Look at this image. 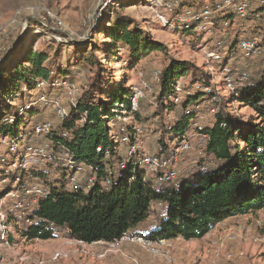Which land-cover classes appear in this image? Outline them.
<instances>
[{"label": "trees", "instance_id": "16d2710c", "mask_svg": "<svg viewBox=\"0 0 264 264\" xmlns=\"http://www.w3.org/2000/svg\"><path fill=\"white\" fill-rule=\"evenodd\" d=\"M257 24V36L264 38V19ZM47 29L53 35L66 37L59 30ZM101 33L112 43L128 48L132 55L165 51L163 44L152 42L128 18L117 17ZM109 52L107 60L112 58L110 54H114ZM91 58L93 55L89 53L82 60L92 64ZM47 60L46 53L29 50L21 63L11 70L0 62V136L16 137L28 132L23 117L30 119L37 113L34 101L20 106L10 102L21 94V85L27 90H35L36 80H53L55 70L48 68ZM94 63L98 66L96 73L101 72L99 62ZM56 71L58 78H66L60 70ZM186 76H190L198 87L193 93L186 94L180 104H173V84ZM249 80L252 87L241 86L237 95L231 96L232 102L244 104L254 112V117L242 121L229 110L226 100L218 95L206 72L190 62L170 59L159 73L158 108L160 116L166 108L175 110L176 115L173 123L162 127L163 139L159 147L165 153L171 151L173 147L164 143V137L170 140L169 144L175 145L188 133L190 120L195 116L193 107L202 98L211 100L216 109L214 120L202 131L207 138L201 161L207 167L206 173H199L201 162L198 160L190 176L178 178L180 187L177 190L172 184L153 183L142 177L120 180L107 189L97 182L88 192L56 188L47 199L27 203L20 219L4 207L8 218L18 226L17 235L26 241H48L63 231L68 237L85 244L110 243L125 233L145 232L144 223L154 217L150 228L153 240L181 238L190 241L203 238L227 218L264 209V75L261 73L257 80L251 77ZM101 94V84L95 78L90 88L71 105L66 118L58 120L56 128L52 125V138H58L59 131L67 132L66 148L78 161L97 168L98 179L104 176L106 168L114 170L125 160L117 152L119 144L111 139L109 124L116 118L112 112L115 104L127 105L130 97V92L123 87L107 92L104 99L99 97ZM26 105L30 106L29 109L20 113ZM187 109H192L190 115H184ZM133 117L141 121L137 113H133ZM9 118L13 121L6 123ZM36 123L32 122V125ZM168 125L171 130L164 135ZM127 130L133 138V130L128 127ZM8 241H11L10 236Z\"/></svg>", "mask_w": 264, "mask_h": 264}, {"label": "rangeland", "instance_id": "374dc122", "mask_svg": "<svg viewBox=\"0 0 264 264\" xmlns=\"http://www.w3.org/2000/svg\"><path fill=\"white\" fill-rule=\"evenodd\" d=\"M154 2L155 0H0V62L5 65L7 70H11L12 67L21 63L29 50L46 53L48 56L46 65L55 70L52 73V82L61 79L56 75V70H60L59 72L63 76L65 75L70 82L76 85L77 93L73 99L67 98L62 90H50L48 93L46 91L49 98L64 106L67 112L71 105L75 104L82 94L90 88L95 78L101 84L102 94L99 97L103 99L104 94L117 87H123L130 94L134 90H139L141 97L138 100L136 113L141 121L138 122L135 117L122 113L120 117H116L109 124L111 134L118 137L115 141L119 144L117 152L123 157H126L128 147L120 141L119 128L121 126L131 130L136 128L134 129L135 136L131 142L134 143L140 154L150 155L156 153L159 142L163 139L161 137L163 134L162 127L173 123V119H175V110L168 111V108L160 116V108H158L160 86L153 76L154 72L160 73L170 59L187 61L201 68L209 75L211 84L214 85L218 95L226 100L232 113L238 115L242 121L254 117V112L249 107L231 101L232 95L222 79L221 69L225 64H229L235 75L245 72L254 80L259 78L263 72L264 52L256 58L244 60L236 48L238 39L258 37V30L254 27V25H258L257 21L238 22L233 15H229L228 27L220 28L217 25L216 30L212 32L207 41H202L193 31L187 32L186 30L164 27L159 15L166 18L170 17ZM186 5H189L188 0L177 13L183 12V7ZM117 17L133 20L152 42L163 44L165 51L136 56L119 43H112L101 31L107 28ZM47 28L59 30L66 37L53 35ZM253 28L255 30L251 35ZM58 37L61 39L60 41L57 40ZM221 38H223V50L230 53L228 54L230 60L224 59L215 65L207 59L206 52L212 49L215 46L214 43ZM110 50L114 54H110L112 58L107 60V53ZM89 53L93 55L92 64L82 60L83 56ZM95 61H98L102 68L99 73H96L98 66L95 65ZM177 81L180 83L183 92L185 88L184 95L179 96L181 103L185 100L186 94L196 90L198 84L193 82L190 76L180 78ZM20 88L22 95H18L11 103L20 106L32 100L37 107V113L33 117L30 119L23 117L27 130L31 128L32 122L39 121H50L56 128L58 120L53 108H44L36 101L35 96L39 91L27 90L23 85ZM200 97L198 96V98ZM196 105L199 108L194 111L195 116L190 120V127L185 135L190 143V150L182 152L175 163L179 176H190L199 160L197 152L200 148V138L195 134L193 123L197 121L204 129L210 127L214 120V115L210 112L213 108L211 100L202 98ZM179 106L177 108L180 109ZM199 116H203V119H199ZM32 139L34 138L30 137L31 141ZM169 142L170 140L164 137V143L168 147H173L174 143L169 144ZM5 157L11 158L7 154L6 147L0 145V158ZM1 168L0 193L4 190L3 184L9 185V183H1V179L7 178V182L12 179L7 174V165L3 163L2 166L0 165ZM3 170L6 171L5 174H3ZM1 200L3 202L0 201L1 210H4V207L8 208L9 201L5 197H2ZM153 218L151 217L144 223L142 228L149 230L154 224L155 219ZM260 218H264V211L256 215L254 219H248L249 222L253 223L251 228L244 229L242 225L237 223H224L215 231L209 232L204 241L205 244L199 246L200 251L196 247H188L191 250L190 254H193L192 259L188 260L190 261L189 264H264V246L257 241L259 237L264 236V227L258 226L255 222ZM12 221L8 218L7 224L10 227L11 241L0 242V264H37L40 260H46L51 254L60 250L66 254V257L53 264H127L120 257L123 244L136 246L139 253L135 251L134 254H131L142 260L144 264H154L155 260L157 261L156 264H164L159 259L150 257L140 246L132 243H123L119 246V250L109 252L105 258L98 259L97 253L107 248L105 243L100 245L103 246L100 249L68 245L66 242L70 237L63 231L57 233L56 238L52 240L26 241L17 235L16 228L18 226ZM239 225L243 228L242 234L249 235V237L246 240L247 245L243 246L244 249L236 251L229 247L231 242L228 241V236L230 233L239 235V232L236 231V227ZM236 242L238 241L233 243ZM220 243H223V246L220 250V257L217 258L213 249L215 246L219 247ZM172 247L174 249L173 254L177 259L176 264H181L182 261L177 255L179 246L172 245ZM226 253H232L234 257L229 263L225 262L223 258ZM238 254H242V257L238 258ZM110 255L113 256L112 260L108 258ZM115 258H118L120 263H117Z\"/></svg>", "mask_w": 264, "mask_h": 264}, {"label": "built area", "instance_id": "2783aa9c", "mask_svg": "<svg viewBox=\"0 0 264 264\" xmlns=\"http://www.w3.org/2000/svg\"><path fill=\"white\" fill-rule=\"evenodd\" d=\"M186 3V0H155L154 4L164 11L170 18L159 15V19L164 27L170 29L193 31L202 41L212 35L216 30L217 25L220 28L229 26V15L234 16L238 22L243 21H260L264 19V0H188V4L183 7V12L177 13L178 10ZM200 7V8H199ZM42 25L43 23L40 22ZM60 25V22H58ZM44 26V25H42ZM256 28L257 25H254ZM57 39V38H56ZM61 39L58 37L57 39ZM214 47L207 50L206 56L210 63L218 65L224 59L230 60V56L223 47V38L214 43ZM237 51L244 60H250L260 56L264 52V38H240L236 44ZM264 75V63H263ZM222 79L232 96L237 95V90L241 86L252 87L250 76L245 72H240L235 75L233 68L229 64H225L221 69ZM154 79L159 81V73L154 72ZM173 96L171 101L173 104H180L179 96L184 95L180 83L176 81L173 84ZM35 90L39 92L35 98L44 108L52 107L57 120L62 121L67 116V110L60 103L53 102L46 94L50 90H62L66 97L73 99L77 93L76 85L70 82L67 78H62L59 81H46L43 79L36 80ZM206 92L210 93L207 89ZM141 97L139 90H134L128 99L127 105L115 104L112 112L116 117H120L122 113L133 116L137 112L138 100ZM11 103V102H10ZM35 103V102H34ZM29 105L20 109V113L29 109ZM199 108L198 105L193 107L194 110ZM192 109H187L184 115H190ZM213 115L216 112L215 108L210 111ZM196 119V118H195ZM203 119V116H199ZM11 118L6 119V123H11ZM195 134L200 138V148L197 152L199 162L202 161L205 144L207 141L206 135L202 133L203 128L196 121L193 123ZM136 129V128H134ZM133 131V138L135 130ZM171 126H167L165 134H169ZM120 141L127 145L128 150L125 160L121 162L114 170L106 168L104 176L98 179V169L89 166L81 161H78L74 155L66 148L64 140L68 137V133L59 131L58 138H52L53 126L50 121H40L24 134L16 137L0 136V145L6 147L7 154L11 156L10 159L0 158V165L3 163L7 165L8 175H14L11 181L4 177L1 183H9L7 189L0 193L1 198L5 197L10 201L6 211L13 214L17 219L23 215L22 209L27 203L35 204L40 200L47 199L51 196L53 189L63 187L68 191L81 190L88 192L92 187L99 182L102 188H109L115 186L120 180H132L137 177H142L143 180H149L153 183L172 184L177 190L180 187L178 178L180 177L175 163L177 157L182 152L190 150V143L185 136L176 142L171 151L165 153L161 147L155 154H140L136 146L131 142L132 137L129 136L126 127L119 128ZM31 138L32 141L30 140ZM118 137L111 134V139L116 141ZM133 141V140H132ZM99 151V149H97ZM108 155V154H106ZM206 165L200 163L199 173L201 175L206 173ZM2 168L0 174H2ZM6 171L3 170V174ZM5 187L6 185L3 184ZM3 187V188H4ZM4 192V193H3ZM3 203V202H2ZM3 210V209H2ZM0 208V242L6 243L9 238L10 227L8 226V215L6 211L2 212ZM256 213V212H255ZM250 215L248 219H254L258 213ZM247 216V215H246ZM27 221V219H26ZM260 227H264V218L255 221ZM217 225V224H216ZM242 227H236L239 235L230 233L228 241L233 243L243 238ZM242 234V235H241ZM239 237V239H238ZM257 241L264 246V236L259 237ZM68 245L89 246L92 244H85L70 238L66 242ZM123 243H132L141 247L150 257L159 259L164 264H176L177 259L174 256L172 243L169 240H153L151 238V231H145L140 234H123L118 240L110 243H105L107 248L97 253L98 259H103L109 252L119 250V246ZM94 244V243H93ZM223 243L219 247L215 246L213 249L215 257H220V250ZM66 257L63 251H57L48 259H42L37 264H53L61 258ZM238 258L242 254L237 255ZM225 262H230L234 257L232 253L223 255Z\"/></svg>", "mask_w": 264, "mask_h": 264}, {"label": "crops", "instance_id": "0c3cea01", "mask_svg": "<svg viewBox=\"0 0 264 264\" xmlns=\"http://www.w3.org/2000/svg\"><path fill=\"white\" fill-rule=\"evenodd\" d=\"M264 211L263 210H260V211H257L255 214H260ZM253 215V214H251ZM250 215H245V216H238V217H231V218H227L221 222H219L212 231H215L216 229H218L221 225H223L224 223L225 224H240L244 227V229H248V228H251L253 227V223L249 222L247 220V218L249 217ZM146 231H151L150 230H146ZM208 234H206L203 238L201 239H197V240H190V241H185L181 238H176L174 240H171L170 242L172 243L173 246H179L178 249H177V255H178V258L179 260L181 259V264H189L190 261L188 260H191L192 257H193V254L191 255L190 252L191 250L188 248V247H196V249H198L200 251V247L202 244H205V239L207 238ZM249 237V235H246L244 234L243 235V238L242 240H239L238 242L236 243H229V247L230 248H234L236 251L237 250H243L245 245H247V238ZM102 244V242H98V243H94L91 245V247H95L97 249H100L102 248L100 245ZM187 247V248H186ZM138 252L139 253V250L136 248V246H133V245H130V244H123L122 245V250H121V253L122 255L120 257L123 258V260L126 261L127 264H144L142 260H140L139 258L137 257H134L131 253H135ZM140 256V255H139ZM141 257V256H140ZM109 260H112L113 259V256L110 255L109 257ZM115 260H117L116 262L117 263H120V260H118V258H115ZM156 260L154 261V264H156Z\"/></svg>", "mask_w": 264, "mask_h": 264}]
</instances>
